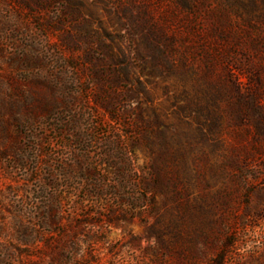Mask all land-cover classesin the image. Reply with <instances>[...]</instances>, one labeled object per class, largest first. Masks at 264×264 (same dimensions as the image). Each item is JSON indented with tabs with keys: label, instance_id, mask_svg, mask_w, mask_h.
<instances>
[{
	"label": "rangeland",
	"instance_id": "374dc122",
	"mask_svg": "<svg viewBox=\"0 0 264 264\" xmlns=\"http://www.w3.org/2000/svg\"><path fill=\"white\" fill-rule=\"evenodd\" d=\"M233 1L0 0V264H184L124 201L152 164L213 210L194 264L224 221L264 264V5Z\"/></svg>",
	"mask_w": 264,
	"mask_h": 264
},
{
	"label": "trees",
	"instance_id": "16d2710c",
	"mask_svg": "<svg viewBox=\"0 0 264 264\" xmlns=\"http://www.w3.org/2000/svg\"><path fill=\"white\" fill-rule=\"evenodd\" d=\"M235 5L249 14L256 12L260 9L257 5V0H234ZM233 1V2H234ZM260 1V0H258ZM264 5V0H261ZM264 19V12L262 14ZM235 80V79H234ZM237 86H241V82L238 79L235 80ZM127 164H131V159L127 158ZM150 173L148 177L139 178L137 186L140 188L139 195L128 194L124 199L126 202L133 201L132 203H138L135 205L136 209L140 211L142 215L147 217H153L157 224H170L173 228H166L164 232H159L156 239H158L161 249L164 253L175 254L177 259L184 264H194L198 254L191 255L192 250L187 248L185 244L182 246L178 242L181 241L183 235L189 233L192 226L199 227L210 222V215L213 214V210L207 206L197 204L195 201H191L189 198V191L181 183V179L178 176H170L166 178L165 185H162L158 179V175L155 171V166L150 165ZM167 175V172H165ZM128 176V175H127ZM123 179V176H121ZM159 195L162 199L160 206L155 204V196ZM169 226V225H168ZM173 235L175 242H164V235ZM220 240L219 245L216 248V252L206 264H228L233 263L235 260L232 255V250L235 248L237 232L234 231L228 223L225 221L221 224V230L219 232ZM200 255V254H199Z\"/></svg>",
	"mask_w": 264,
	"mask_h": 264
}]
</instances>
